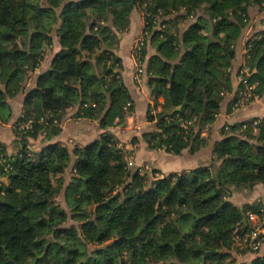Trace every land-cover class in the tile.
<instances>
[{"label": "trees", "instance_id": "obj_1", "mask_svg": "<svg viewBox=\"0 0 264 264\" xmlns=\"http://www.w3.org/2000/svg\"><path fill=\"white\" fill-rule=\"evenodd\" d=\"M252 5L264 8V0H0V118L54 37L60 46L13 124L21 149L9 155L0 144V264H229L232 249L248 250L235 237L250 229L248 211L263 216L264 194L241 207L231 194L264 186V116L224 124L208 162L162 177L131 168L130 151L108 129L133 111L115 50L140 8L156 48L145 66L155 102L146 117L154 127L142 137L149 148L177 155L206 146L201 132L230 87L235 43ZM245 48L238 76L248 67L261 97L264 28ZM73 105L76 116L99 119L103 131L73 149L66 179L70 152L51 139ZM29 119L30 127L19 128ZM39 134L47 143L33 151L29 139ZM62 192L69 213L57 200ZM240 264H264V252Z\"/></svg>", "mask_w": 264, "mask_h": 264}, {"label": "crops", "instance_id": "obj_2", "mask_svg": "<svg viewBox=\"0 0 264 264\" xmlns=\"http://www.w3.org/2000/svg\"><path fill=\"white\" fill-rule=\"evenodd\" d=\"M264 6V5H263ZM249 21L243 28L241 35L235 43V56L231 64L230 87L221 92L222 100L219 112L215 120L202 129L201 134L208 137V143L194 153L184 149L180 154H172L163 149H151L147 146L142 135L145 131L154 127V122L147 120L149 107H153L154 99L151 96L148 87V76L145 66L148 58L156 53V48L147 41V53L144 60V72L141 80L136 82L133 78L136 67L135 59L131 49L133 40L140 34L143 29V15L140 8L133 9L129 16V27L120 34V39L115 50V54L120 57L121 69L120 76L126 85L131 96L133 111L129 114L124 123L109 127V131L131 153L129 166L145 170L157 169V176H164L172 171H182L192 169L202 163H206L212 156L213 143L222 137L221 127L226 123H236L253 117L264 116V95L257 97L252 101L245 103L237 109H229V102L232 100L235 92L239 87L238 70L245 62L246 41L252 33L264 28V8L258 5H252L248 9ZM60 46L56 37L44 54L43 59L37 67L29 72L21 90L14 96L7 99V106L1 108L2 117L0 118V144L5 146V152L9 155L17 153L21 145L15 141L13 130L14 122L22 113L24 99L30 89L35 85L38 74L47 71L51 67V61ZM156 109L160 110L163 103L162 97H157ZM78 105L67 108L65 115L60 123L61 131L51 139V143H59L66 147L70 152V162L64 171L66 179L72 170L75 162L73 149L82 147L99 138L103 129L100 126V120L95 118L79 117L75 112ZM8 115V116H7ZM7 117V119H4ZM136 141L133 142V139ZM47 142L43 141L42 135L29 139L30 149L33 151L40 150ZM264 194V186L260 183L253 185L251 188L237 189L231 194V200L241 207L244 203H250L261 198ZM64 196V192L61 193ZM264 252V244L258 251H240L237 248L231 250L234 262L229 264H240L249 262L256 256Z\"/></svg>", "mask_w": 264, "mask_h": 264}, {"label": "built area", "instance_id": "obj_3", "mask_svg": "<svg viewBox=\"0 0 264 264\" xmlns=\"http://www.w3.org/2000/svg\"><path fill=\"white\" fill-rule=\"evenodd\" d=\"M148 13L142 11L143 15V29L140 34L133 40L132 44V55L135 59L136 67L134 70V80L139 82L141 80V75L144 72V60L142 49L146 44L147 36H149V32L145 29V15ZM249 68L244 67L240 71V75L238 76L239 81L242 82L243 87L237 93V99L233 102L232 109L235 110L241 105L252 101L257 98L255 94V88L257 86V82H251L248 78ZM129 103H127L128 105ZM189 123V121L185 122ZM31 126V119H29L26 123L21 124L19 128H28ZM6 161L5 154L0 153V163H4ZM9 164H4V169H8ZM263 212V216L260 217L258 213L253 211H248L246 216V221H248L250 225V229L247 232H244L235 237V245L238 246L239 249H248L250 251H255L261 248L264 244V208L261 209Z\"/></svg>", "mask_w": 264, "mask_h": 264}, {"label": "rangeland", "instance_id": "obj_4", "mask_svg": "<svg viewBox=\"0 0 264 264\" xmlns=\"http://www.w3.org/2000/svg\"><path fill=\"white\" fill-rule=\"evenodd\" d=\"M119 144H120V143H119ZM120 145H121V144H120ZM57 200H58V202L61 204V206H62L65 210H67V212L69 213V209H68V207L66 206L65 201H64V196H63V195L57 196Z\"/></svg>", "mask_w": 264, "mask_h": 264}, {"label": "water", "instance_id": "obj_5", "mask_svg": "<svg viewBox=\"0 0 264 264\" xmlns=\"http://www.w3.org/2000/svg\"><path fill=\"white\" fill-rule=\"evenodd\" d=\"M243 221H245V218H243Z\"/></svg>", "mask_w": 264, "mask_h": 264}]
</instances>
